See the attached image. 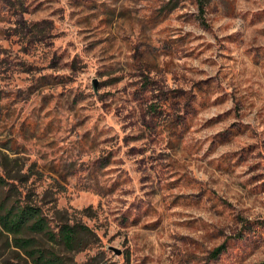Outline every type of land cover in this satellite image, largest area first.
Returning <instances> with one entry per match:
<instances>
[{"label":"rangeland","instance_id":"obj_1","mask_svg":"<svg viewBox=\"0 0 264 264\" xmlns=\"http://www.w3.org/2000/svg\"><path fill=\"white\" fill-rule=\"evenodd\" d=\"M0 176L66 264H264V0H0Z\"/></svg>","mask_w":264,"mask_h":264},{"label":"trees","instance_id":"obj_2","mask_svg":"<svg viewBox=\"0 0 264 264\" xmlns=\"http://www.w3.org/2000/svg\"><path fill=\"white\" fill-rule=\"evenodd\" d=\"M211 0H199L202 7ZM9 187V182L0 176V191ZM20 197L12 188L0 200V235L6 240V247L14 249L22 264H66L63 257L39 245V237L54 245L63 247L67 252H79L93 245L94 232L82 223L70 225L60 223L57 228L41 207L34 205L30 197ZM223 251L214 252L218 256ZM1 258V250H0Z\"/></svg>","mask_w":264,"mask_h":264}]
</instances>
